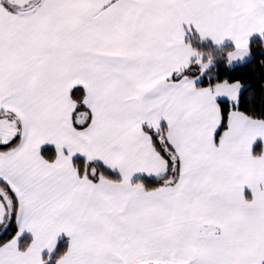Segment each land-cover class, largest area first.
<instances>
[{
  "label": "snow or ice",
  "instance_id": "1",
  "mask_svg": "<svg viewBox=\"0 0 264 264\" xmlns=\"http://www.w3.org/2000/svg\"><path fill=\"white\" fill-rule=\"evenodd\" d=\"M251 65L264 0H0V264H264Z\"/></svg>",
  "mask_w": 264,
  "mask_h": 264
},
{
  "label": "trees",
  "instance_id": "2",
  "mask_svg": "<svg viewBox=\"0 0 264 264\" xmlns=\"http://www.w3.org/2000/svg\"><path fill=\"white\" fill-rule=\"evenodd\" d=\"M250 71L247 73V80H252L254 77H260L261 69L256 67L255 65H251ZM260 83H264V77H260ZM257 90H259L260 84L256 85Z\"/></svg>",
  "mask_w": 264,
  "mask_h": 264
}]
</instances>
